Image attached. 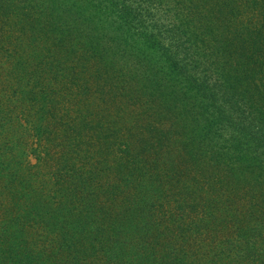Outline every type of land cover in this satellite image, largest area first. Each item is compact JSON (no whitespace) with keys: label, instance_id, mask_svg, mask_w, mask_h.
<instances>
[{"label":"trees","instance_id":"1","mask_svg":"<svg viewBox=\"0 0 264 264\" xmlns=\"http://www.w3.org/2000/svg\"><path fill=\"white\" fill-rule=\"evenodd\" d=\"M57 1L67 14L52 8L45 23L56 43L31 53L48 57L4 52L0 264H264V3L245 27L222 24V34L202 0H148L173 24L142 38L119 28L140 40L111 39L110 27L97 26L132 62L110 75L102 63L109 103L122 104L116 120L94 128L75 105L92 94L105 102V90L87 78L69 85L75 30L79 19L125 26L132 11L127 0ZM184 37L195 62L185 60ZM119 51L97 47L93 58ZM52 133L59 143L33 165L27 138Z\"/></svg>","mask_w":264,"mask_h":264},{"label":"rangeland","instance_id":"2","mask_svg":"<svg viewBox=\"0 0 264 264\" xmlns=\"http://www.w3.org/2000/svg\"><path fill=\"white\" fill-rule=\"evenodd\" d=\"M28 1L33 2L30 3ZM147 1L148 0H127V4L132 11L133 22L126 24L125 26H123V24L118 20H113L112 24L110 20L104 19L98 25L94 22L89 23L85 20L80 21L79 19L78 26L75 30V32L78 34H74L77 40V45H74L75 47L73 46L75 48L74 52L76 53L71 55L69 60V65L73 67L70 76H73V78L70 77L71 83H69L70 81L68 80L66 81L69 83V85L71 84L73 86L72 88H75L76 90L77 88H81L83 85H87L83 81V78L88 79V85L92 88H104V96L106 99L105 102L102 101L97 94L90 95L87 103L82 106L78 105L77 101H74L75 103L77 102L75 108L80 107L79 109L82 114H86L88 112V115H91V118L87 121V123L91 124V126H94V128L98 127L95 125L96 122H102L103 124H106L111 120H116L115 118L118 117V115L115 114L119 113V109L117 107L122 104L117 101L109 103L110 95L107 93L110 92V87L109 85L106 86L105 83L101 82L99 79L102 74H105V70L102 71L104 67L102 63L107 62L106 64H108L109 67L106 70L108 75H110L114 72L115 68L111 70L109 69L112 66L116 67L117 63L122 66L123 63L126 64L128 62H132H125V60H123L125 56V50L121 48L118 43L102 41L100 39V34L97 32L98 27H110L109 30L106 29L108 30L107 33L111 39L117 40V36H120V40H140L137 37H127L128 35L125 29L119 35V28H134L136 31L133 30V33L137 34L138 36L140 34V38H142V35L147 33V29L149 27H155L156 24L159 26L171 27L173 21L170 16L172 15L166 14L165 10L161 11L152 2L149 5L150 9H148L146 5ZM5 2L2 1V3H0V5H2L0 6V76L3 77V80L1 81L2 83L0 82V88L8 85L7 77L11 72L10 63H8L7 58H5L4 52L14 53L15 50H22L24 55L30 58H36L40 55L42 57H48V55L44 53H31L37 49L42 51L44 46H52L56 43L55 39L57 34L52 32L50 28L45 25L48 18H50L48 15L53 12L52 8H56L55 11L58 13H64L65 15L67 14L66 10L61 9L57 0H5ZM40 2H43V10L38 11L39 14H34V8H36ZM28 3H30L31 6H29ZM220 3L221 0H202L200 5V9H203L210 14L209 17L213 22L212 25L220 29L218 34H222V30L220 28L222 24L230 27V30H234L236 28L241 29L245 27L247 25L246 21L248 20V16L252 12H255V9L260 7L264 3V0H258L256 2H252L250 0H227L225 6H221ZM185 14H187V11H185ZM37 17L42 19V21L40 22ZM138 22L140 24L139 30H137L139 27ZM181 41L187 43V45H185V60L189 59L191 62H195L194 60L196 59H193L194 55L192 53L194 50L191 45L192 43L187 39V37H184ZM164 44L166 43L164 42ZM97 47L106 49L107 53L120 51L118 54H115L113 58H106L105 62L101 60V62H98L99 58H93L94 49ZM168 49L173 52L170 47ZM149 52L156 55L151 49L146 48L145 46V55L149 54ZM64 57L67 56L64 55ZM155 57L158 56L156 55ZM133 63L135 62L133 61ZM83 65L85 66L83 67ZM153 66H155V64H153ZM5 75H7L6 78H4ZM74 80H81L80 84H77ZM99 83L102 85L96 86ZM72 105L73 104H68L69 107ZM68 106L60 108L59 111L63 112L64 114L71 113V110ZM106 107H108V110ZM75 108L73 110H75ZM35 121H37V119H35ZM47 125H50L52 129L57 128V125L54 122H47ZM27 141L31 146V153L29 154L30 162L33 165H36L42 161L43 165H45L49 159L51 150L56 144L59 143V135L52 133L51 135L49 134L44 136L43 139L40 138L39 140L36 139L34 141L31 139V137H28ZM262 155L264 156V154Z\"/></svg>","mask_w":264,"mask_h":264}]
</instances>
